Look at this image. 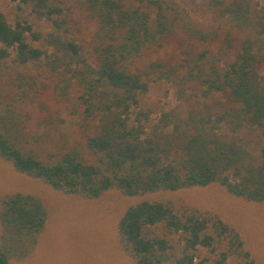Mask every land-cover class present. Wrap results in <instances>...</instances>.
<instances>
[{
  "label": "trees",
  "instance_id": "16d2710c",
  "mask_svg": "<svg viewBox=\"0 0 264 264\" xmlns=\"http://www.w3.org/2000/svg\"><path fill=\"white\" fill-rule=\"evenodd\" d=\"M11 1L14 20L0 12V156L16 171L87 200L114 190L136 197L219 184L235 197L264 203V5ZM87 23L92 33L85 32ZM177 33L189 43L178 63L143 62ZM160 81L177 85L187 101L194 98L193 108L147 104ZM46 92L57 111L42 127L78 126L83 142L40 151L47 134L31 135L24 109L29 103L43 108ZM243 133L257 134V146ZM48 218L40 197L5 196L0 264L31 256ZM118 235L136 264H227L232 258L255 264L240 233L209 212L145 199L125 212Z\"/></svg>",
  "mask_w": 264,
  "mask_h": 264
},
{
  "label": "rangeland",
  "instance_id": "374dc122",
  "mask_svg": "<svg viewBox=\"0 0 264 264\" xmlns=\"http://www.w3.org/2000/svg\"><path fill=\"white\" fill-rule=\"evenodd\" d=\"M201 1L196 0L198 3ZM253 1L264 5V0ZM0 12L13 21L16 4L11 0H0ZM86 27V33L94 30V25L90 23ZM187 44L183 35L177 33L165 49L151 54L143 62L158 59L178 63L182 47ZM196 44L202 48L210 47V43ZM234 50L237 52L238 48ZM182 93L172 82L160 81L152 85L146 103L166 110L175 108L186 112L193 108L195 99L187 101L182 98ZM188 93L192 94V91L188 90ZM41 102L43 108L36 103H29L24 109L31 115V135L35 138L43 130L47 134L41 141V152L58 153L68 149L74 142L85 140L78 126L44 129V119L56 114L57 110L51 93H44ZM243 135L254 140V147L260 141L257 134ZM15 192L40 197L49 210L50 224L47 223L40 244L31 256L21 261L9 260L7 264H136L120 245L118 225L130 206L145 199L179 210L189 208L218 216L240 233L254 263L264 264V203L235 197L219 184L136 197L114 190L99 200L91 201L60 193L38 179L23 175L0 156V212L3 198ZM227 264L241 263L232 258Z\"/></svg>",
  "mask_w": 264,
  "mask_h": 264
},
{
  "label": "crops",
  "instance_id": "0c3cea01",
  "mask_svg": "<svg viewBox=\"0 0 264 264\" xmlns=\"http://www.w3.org/2000/svg\"><path fill=\"white\" fill-rule=\"evenodd\" d=\"M61 193V192H60ZM64 194V193H63ZM67 195V194H66ZM73 196H75V195H73ZM91 201H95V200H91ZM48 209V208H47ZM49 211V210H48ZM49 221H50V215H49V218H48V222L47 223H49ZM50 224V223H49ZM47 227V226H46ZM44 234V233H43ZM42 237H43V235L41 236V239H42ZM41 239H40V241H41ZM39 244H40V242H39ZM39 244H38V246H39ZM37 246V247H38ZM37 249V248H36ZM36 251V250H35Z\"/></svg>",
  "mask_w": 264,
  "mask_h": 264
}]
</instances>
